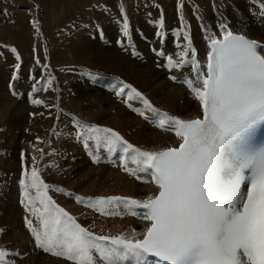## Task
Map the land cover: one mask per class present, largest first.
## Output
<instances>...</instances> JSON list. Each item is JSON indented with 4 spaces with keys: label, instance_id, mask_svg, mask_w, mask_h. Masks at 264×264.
Here are the masks:
<instances>
[{
    "label": "snow or ice",
    "instance_id": "1",
    "mask_svg": "<svg viewBox=\"0 0 264 264\" xmlns=\"http://www.w3.org/2000/svg\"><path fill=\"white\" fill-rule=\"evenodd\" d=\"M259 3L264 11V0ZM31 23L39 32V21ZM219 27L224 30L228 25L221 22ZM123 33L128 35L127 19ZM184 38L188 41L186 50L179 61L169 57L170 68L185 63L183 58L188 55L196 64L197 50L188 33ZM210 40L208 70L202 76L197 73V82L190 89L202 111L198 118L181 119L160 112L132 85L119 78L113 84L117 96L130 90L129 99H141L157 117V127L174 129L181 140L178 146L141 150L110 128L83 126L91 133L102 131L105 135L90 139L103 140L110 151L118 146L122 149L126 157L121 167L126 172H147L156 185L154 195L143 200L96 197L89 198L86 205L105 215L119 214L107 211L118 205L131 215H136L135 209H143L142 219L147 224L141 236L134 232L129 236L94 235L52 202L46 194L48 185L33 167L30 173L25 169L20 184L25 189H37V198L44 205L41 211L35 207V200L31 201L39 229L25 218L36 247L74 264H264V145L251 143L256 127L264 124V45L232 31H224L222 39ZM11 51L17 53L15 47ZM20 59L17 53L16 60ZM36 63H40L38 58ZM20 67L19 63L15 65L16 69ZM11 79H17L15 72ZM47 84H51V78ZM12 87L9 84L10 90ZM32 103L43 101L33 99ZM127 159L136 167L129 169ZM76 199L84 202L81 197ZM25 209L29 210V204ZM6 255L0 250V264H4Z\"/></svg>",
    "mask_w": 264,
    "mask_h": 264
},
{
    "label": "rangeland",
    "instance_id": "2",
    "mask_svg": "<svg viewBox=\"0 0 264 264\" xmlns=\"http://www.w3.org/2000/svg\"><path fill=\"white\" fill-rule=\"evenodd\" d=\"M80 1L15 0L16 3L11 2L14 5L19 4V10H16L15 7L10 10L16 11V16L11 18V21L2 18L9 16L4 14H1L2 17L0 16V25H2L0 26V43L11 44L15 47L23 56L25 62L28 61L29 56H34L32 52L35 48L34 59L35 61L37 58L40 60L39 64L43 66L41 69L44 70L42 79H50L53 75L51 84H47V90L42 91L39 95L44 102V106L28 105L29 101L23 104L21 101L10 98L5 90L9 74V56L4 53L2 56L3 62L0 61V250L7 253L4 258L6 264H21V260L27 252L30 254V259L35 260L38 251L41 249L36 247L35 238L29 237L25 218L31 220L39 229V221L31 212V201L35 200V207L40 210L44 205L37 198V189L29 187L23 191L19 190L17 183L23 178L25 169L30 173L31 169L35 167L44 183L65 189L63 193L73 191L79 195L91 197L97 195L123 196L125 194L123 197L135 199L136 197L128 196V193L125 192V190L130 192L129 189L133 188L132 191L136 192H131L132 195L150 194V190L147 189L148 184L143 186L135 184L130 177L117 168L116 164L106 165L102 163L103 166H90L81 150L78 151L74 145L68 143L69 140L64 138L69 126L61 115L62 112L78 116L93 124L114 129L132 144L148 151L158 145L159 142L164 143V146L166 143L172 142L171 137L167 140L166 135H164L166 133L161 134V131L156 130L150 131L149 125L144 124L136 116L127 112L122 104L114 103L110 98L113 93H105L91 88L80 77L76 76L79 73H85L83 71H87L93 76L92 79L106 78L111 75L123 80L121 74L111 71V64L108 65V69H103L100 63L95 60L90 61V65L87 63V60L90 59L84 57L81 58L80 62L77 57L75 58L73 46L75 47V40L80 38L84 31H74L72 26H76L77 23L84 25L89 22H93V26L94 24H102L104 20L102 15L105 17L104 9L108 8L103 0H91V2L87 0L85 4L78 5ZM114 1L121 6L122 10L120 11L125 14L124 18L126 16L128 18L129 13L130 15L135 13V5L132 8L134 1L136 4L143 3V1L146 3L151 2V0H126L125 5L122 3L123 0H112L115 5ZM166 1L164 0V2ZM214 1L180 0V4L183 8L186 7L190 13L193 12L192 18L197 21L199 18L198 12L203 15L206 14L205 10L208 13H218L213 7ZM216 1L219 5H222L224 11L231 10L229 8L225 9L224 6L230 7L227 3L231 4L233 0H227V2L224 0ZM188 2L193 5L192 8ZM28 3L32 7H34L33 4L38 7V21L41 32L38 40L31 36L32 33L26 23V16L30 19L32 16L28 13L34 11ZM24 4L27 9L22 12L24 7L21 5ZM150 5L146 4L144 6ZM154 5L157 6L155 3ZM239 6L238 2H234L235 8ZM125 10H129V12ZM116 11L119 12V10ZM55 13L56 15H54ZM189 15L191 16V14ZM117 19L120 22V18L117 17ZM88 26L90 28L89 24ZM32 29L34 28L32 27ZM138 30L136 28L135 32ZM96 31L101 35L100 30ZM66 33L72 35L61 37ZM99 42L102 43L101 39ZM77 54L80 55L78 52ZM138 58L139 61L133 58V64L141 66L144 63L143 58L140 56ZM47 60L51 61L48 63ZM147 81L146 75L141 76L140 82L143 85L140 87V85L135 84L133 87L150 101V94H148L150 89ZM129 84L131 85V83ZM23 85L24 89L30 86L28 76L23 79ZM58 87L59 89L55 92ZM183 97L190 98L186 97L185 93ZM58 109L60 115H58ZM180 109V106H175L171 112L179 113ZM37 137H39V142ZM49 143L50 145H48ZM41 149L43 152L40 151ZM70 152L72 155L65 157ZM21 153L24 154L23 159ZM34 156L36 157L35 161L32 159ZM72 157H78L79 159L73 161ZM56 190L48 186L46 194L48 196L52 195L70 212H81V209L72 205L70 200L60 197L61 193L58 190V192H55ZM40 191L42 192L41 189ZM26 196L30 198L29 210L25 209ZM21 201H24V203H21ZM54 204L59 207L57 202H54ZM89 214L86 211L79 217L82 220L84 219L83 223L94 230L100 231L104 236L106 234L107 236L118 235L115 224H125L127 227L132 228V224L129 223V214L121 215L123 218L110 219H100L98 217L92 219L93 214ZM132 222L142 221L138 217H132ZM141 226L139 224L136 230H139ZM48 256V264H74L70 260L66 261L67 259L65 260L63 257L53 259L54 256L50 253H48Z\"/></svg>",
    "mask_w": 264,
    "mask_h": 264
},
{
    "label": "bare ground",
    "instance_id": "3",
    "mask_svg": "<svg viewBox=\"0 0 264 264\" xmlns=\"http://www.w3.org/2000/svg\"><path fill=\"white\" fill-rule=\"evenodd\" d=\"M103 1L107 4L109 13H117L116 10H122L121 6L118 5L116 1H114L116 5L112 3V0ZM154 1L151 0L150 3H146L143 1V3L135 4V13L132 15H130L129 13L128 18L126 16L127 20H130L131 22V26L133 28L132 31L134 35H136L137 37L142 35L145 39H147V43H144V41L139 39L137 40V46L139 48L137 50L140 51V55L137 56L143 58L142 61L144 62L143 64L141 63V66L133 64L134 57H131L129 54V51L131 52L133 49H130L125 53H120V51L115 49L114 47L106 46L108 45L107 42L110 41L109 38L113 39V37L116 35V26L115 24H113L110 16L104 17L103 15L102 17L104 20L102 24H98V30H100L101 34H104V36H100L97 31L91 32L90 36L85 35V32H83L80 38L75 40V47L73 46L75 58L77 57L80 62L82 60L81 58L84 57L86 59H90L87 60V63L90 65V61L95 60L96 62L100 63L103 69H108V65L111 64V71L117 74H121V78L131 83L132 86L138 84L141 87L143 85V83L140 82L141 76L146 75V77L148 78V87L150 89L148 94H150V102L152 106L167 112L169 115L178 116V114H180L178 116L179 118L188 119L197 114V102L194 101L191 97L189 99L183 97L184 90L180 86L173 85L166 80L164 75L166 72L165 70L156 68L157 66H160L161 64L167 61V56L173 59L177 53L186 50L188 41L185 40L184 35L180 32V30H187L188 36L192 40V46L197 50V54L200 55L205 54L207 50L206 42L210 41V38L216 39L221 36L224 31H227L226 29L222 30L219 27V24L221 22H224L228 25V30L237 29L243 34H247L250 38L257 39L258 41L264 43V23L258 17L261 11L253 9L252 13L249 14L248 11H246L247 7L249 6L243 0H233L231 4L227 3L228 5H230V7L224 6L225 9H231L230 11L226 12L223 10L222 5H219L218 2L215 0L213 7L216 11H218V13H208V11L205 10L206 14L203 15L200 12L199 18L196 21L192 18L193 12L190 13V11L186 7L183 8L181 6L179 9L177 8V5L180 4V0H167L166 2H164V0ZM224 1L227 2V0ZM86 2L87 0H81L78 5L85 4ZM234 2H238L240 6L238 8H235ZM122 3L126 5V0H123ZM154 3L157 4V6H155ZM146 4L151 5L144 6ZM244 7H246V9H244ZM239 8L243 9L238 10ZM126 12H129V10H127ZM189 14H191V16ZM54 15H56V13ZM161 21L163 23H161ZM92 23L93 22L88 23L90 27L93 26ZM136 28L139 29L137 32H135ZM134 35L132 37H134ZM100 38L106 39L107 42L105 40H101L102 43H100ZM130 41V39H124L122 41V44L128 43ZM176 42L179 43V46L174 45ZM150 47L164 51L166 53L165 58L163 60L156 59L149 53ZM77 52L80 55H78ZM175 106H180L181 112H171ZM152 130L154 129L150 128V131ZM160 133L163 134L165 132ZM164 135H166L167 140L169 139V137H171L168 133ZM171 139V143L175 144V141L172 137ZM171 143H166L164 146V143L162 144V142H159L158 145H156L150 151H156L159 149L167 148L169 147V145H171ZM147 189L150 190V194H152L154 191L151 185H148ZM129 190L130 192H127L125 190V192L128 193V196H133L136 197L135 199L140 200L146 198L145 194H142L140 196L132 195L131 192H136L132 191L134 190L133 188ZM132 217L128 215L130 221L129 223L132 224V228L127 227L125 224H115V229L118 235L124 234L125 236H129L134 232L135 235L138 237L137 232L139 230H136V228H138L139 224L144 225V223L132 222ZM85 219H87V217H85ZM48 257V253H45L43 249H40V251H38L35 260H33V258L30 259V254L29 252H27V254L23 256L21 264H48ZM70 262L74 263L73 261Z\"/></svg>",
    "mask_w": 264,
    "mask_h": 264
},
{
    "label": "built area",
    "instance_id": "4",
    "mask_svg": "<svg viewBox=\"0 0 264 264\" xmlns=\"http://www.w3.org/2000/svg\"><path fill=\"white\" fill-rule=\"evenodd\" d=\"M0 7H1V9L4 10L3 13H0V16H1V14H4V15H6V16H9V17H2V16H1L4 20H7V19L10 20L11 18L15 17L16 14H17L16 11L10 10L12 7H14V6H12V5H8V4L2 2L1 5H0ZM15 9H16V10H19V9L16 8V7H15ZM22 12H23V11H22Z\"/></svg>",
    "mask_w": 264,
    "mask_h": 264
}]
</instances>
